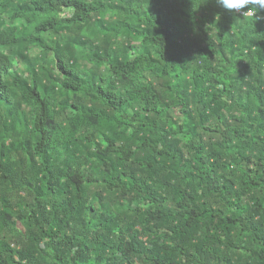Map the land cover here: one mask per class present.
<instances>
[{"label":"trees","instance_id":"1","mask_svg":"<svg viewBox=\"0 0 264 264\" xmlns=\"http://www.w3.org/2000/svg\"><path fill=\"white\" fill-rule=\"evenodd\" d=\"M0 264H264V10L0 0Z\"/></svg>","mask_w":264,"mask_h":264},{"label":"clouds","instance_id":"2","mask_svg":"<svg viewBox=\"0 0 264 264\" xmlns=\"http://www.w3.org/2000/svg\"><path fill=\"white\" fill-rule=\"evenodd\" d=\"M217 4L225 10L241 12L253 17L259 10H264V0H216ZM247 9V11H243Z\"/></svg>","mask_w":264,"mask_h":264},{"label":"built area","instance_id":"3","mask_svg":"<svg viewBox=\"0 0 264 264\" xmlns=\"http://www.w3.org/2000/svg\"><path fill=\"white\" fill-rule=\"evenodd\" d=\"M236 12V11H235ZM238 13H240V12H238Z\"/></svg>","mask_w":264,"mask_h":264}]
</instances>
